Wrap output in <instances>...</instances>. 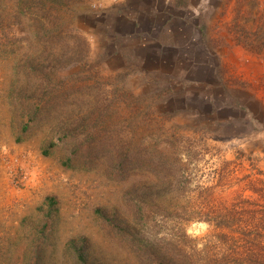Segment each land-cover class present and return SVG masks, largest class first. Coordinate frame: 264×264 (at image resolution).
Masks as SVG:
<instances>
[{
    "label": "rangeland",
    "instance_id": "1",
    "mask_svg": "<svg viewBox=\"0 0 264 264\" xmlns=\"http://www.w3.org/2000/svg\"><path fill=\"white\" fill-rule=\"evenodd\" d=\"M16 9L0 0V264H74L71 242L89 264H139L114 234L182 226L199 247L264 238V0ZM142 194L176 218L137 223Z\"/></svg>",
    "mask_w": 264,
    "mask_h": 264
},
{
    "label": "trees",
    "instance_id": "2",
    "mask_svg": "<svg viewBox=\"0 0 264 264\" xmlns=\"http://www.w3.org/2000/svg\"><path fill=\"white\" fill-rule=\"evenodd\" d=\"M16 8V21H20L22 0H16ZM153 162L155 176L158 180L163 179L170 183L175 180L177 183L181 181L182 168L178 163L168 164L161 159H155ZM127 166L126 168L124 166L123 170H126ZM157 168H161V170H156ZM162 190L159 187L155 190V194L161 193ZM136 197L134 201L135 218L140 225L146 226L147 224L146 229L148 226L151 229L155 227L158 219L176 218L173 212H167L157 203L148 204L144 194ZM119 222L125 227L128 225L125 218H120ZM175 234L177 235H172L165 240H157L153 234H143L142 232L141 234L114 235L124 244L128 252L139 260V264H258L263 262L264 238L257 233L253 235L241 234L239 237L224 234L217 238L222 247L219 244L211 246L210 241H205L203 246L199 247L201 239L188 234L184 226L179 227ZM85 248L84 245L77 242L70 243L67 255L71 257L74 264H89Z\"/></svg>",
    "mask_w": 264,
    "mask_h": 264
}]
</instances>
